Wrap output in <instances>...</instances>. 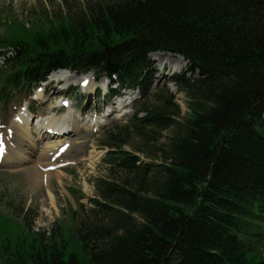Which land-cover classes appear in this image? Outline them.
<instances>
[{"label": "trees", "instance_id": "trees-1", "mask_svg": "<svg viewBox=\"0 0 264 264\" xmlns=\"http://www.w3.org/2000/svg\"><path fill=\"white\" fill-rule=\"evenodd\" d=\"M46 18L28 40L0 42L11 48L0 51L3 108L59 70L107 76L110 96L140 98L103 131L109 176L70 236L77 252L57 238L9 242L5 263L264 264V0H87ZM156 53L188 62L171 78L184 116L154 83Z\"/></svg>", "mask_w": 264, "mask_h": 264}, {"label": "rangeland", "instance_id": "rangeland-1", "mask_svg": "<svg viewBox=\"0 0 264 264\" xmlns=\"http://www.w3.org/2000/svg\"><path fill=\"white\" fill-rule=\"evenodd\" d=\"M84 1L87 0H66L76 6L82 5ZM66 4L64 0H0V42L10 40L15 35H22L23 39L28 40L32 34L26 28L33 31L38 24L45 28L48 14L56 16ZM1 50L9 51L7 45H0ZM154 57L155 55L150 57L154 83L161 88V92L170 89L176 96L175 102L180 106L182 115H186L187 97L179 91L171 78L184 73L188 63L185 61L186 64L181 67L179 57L171 55L170 63L163 69ZM6 70L7 62L0 56V72ZM103 73L107 72L103 70ZM54 74L44 83V89L33 92L34 95L28 101L14 98L6 109L0 105V136H16L18 142L15 143L22 149L27 147V137L12 128L14 120L22 114L30 118L34 129L39 128L40 131L49 122L56 123L67 117L69 122L77 120L79 126L77 132L70 129L58 139L54 138L58 133L49 130L36 142L40 147L38 152L50 149V154L42 161L33 159L26 166H40L41 162L50 165L46 168L51 171V177L43 176L36 186L30 182L26 169L17 172L21 169L18 166L0 167V264H6L4 249L9 242L12 250L41 238H57L68 243L69 250L77 252V243H69L70 236L74 235L76 225H80L94 208L92 201L97 198L96 181L109 176L104 160L106 150L101 147L103 131L111 126L125 124L140 97L136 91L126 92L123 100H111L110 97L112 104L107 107L110 95L98 94L109 83L106 80L96 82L93 73L79 75L61 71ZM59 80L62 82L57 85ZM54 83L56 87L52 86ZM124 101L127 104L118 108ZM67 104H70L75 113L74 119L66 114L71 113ZM113 109H116L114 113L111 112ZM30 134L33 136L32 131ZM132 144L139 147L142 143L138 139H132ZM26 151L31 153L30 149ZM50 196L53 197V202Z\"/></svg>", "mask_w": 264, "mask_h": 264}, {"label": "bare ground", "instance_id": "bare-ground-1", "mask_svg": "<svg viewBox=\"0 0 264 264\" xmlns=\"http://www.w3.org/2000/svg\"><path fill=\"white\" fill-rule=\"evenodd\" d=\"M154 55H155V57H154L155 60H158V62L161 63V66L163 69H165L166 66L170 63L169 58L171 57V55L160 54V53L154 54ZM179 59H180L181 67L184 66V64H186L184 59L182 57H179ZM182 62H184V63L181 64ZM180 65L178 63L177 67H179ZM172 69H174L173 66H172ZM62 74H64V73H62ZM62 77H64V76H62ZM86 78L88 79V76ZM70 80L68 81V85H70ZM104 80H106V79H104ZM58 84H59V82L57 83V85ZM104 84H106V83L104 82ZM52 86L56 87L55 83ZM126 104H127L126 101H124V103L118 105V108L125 106ZM67 105L69 107L68 110H70L71 113H69V114L66 113V114L71 115L72 119H74L75 113L71 110L72 107H70V104H67ZM100 110H101V108L99 109V111ZM115 111H116V109H113L111 112L114 113ZM63 116L65 117L66 115L64 114ZM30 122H31L30 118H28L26 115L22 114L21 116L16 118L12 124V128H16V131L21 133L23 135V137H25V136L27 137V139H26L27 147L24 146L25 149H22L19 144L15 143V142H18V138L16 136H13V135L10 137L9 136H0V167L9 166V167L13 168L14 166H18L21 169L17 172H20V171H23L26 169L27 172L29 173V176H30V182L32 184H34V186H36L37 184L40 183V180L43 176H48V175L50 176V174H51V171H48L46 168V166H50V165H48L46 163L41 164V162H39L40 166H26L27 163L32 161L33 159H37L38 161H40V160L42 161L43 158L47 157V155L50 154V149H47L44 152H42V150H41V152H38L40 150V147L36 142L38 140H41L42 136L47 134V132H49V130L53 131L54 133H58L57 137H54V138L58 139L60 137V135H64L70 129L73 130L74 132H77L79 129V126H78L77 120L73 121V122H69L68 117H67V119L65 118L62 121H58L56 123L49 122L47 124V126L44 129H41V131H40L39 128L34 129V127L32 126V123H30ZM12 128H11V131H12ZM29 128H30V131H32L33 136L30 134ZM11 131H10V133H11ZM10 133H9V135H10ZM9 141H11L13 144L10 143ZM27 149H30L31 153L26 151ZM50 200H51V202H53L52 196H50Z\"/></svg>", "mask_w": 264, "mask_h": 264}, {"label": "water", "instance_id": "water-1", "mask_svg": "<svg viewBox=\"0 0 264 264\" xmlns=\"http://www.w3.org/2000/svg\"><path fill=\"white\" fill-rule=\"evenodd\" d=\"M123 61L124 59L116 63L107 62L104 66V69L107 70L109 74H115L118 72L119 68L122 66Z\"/></svg>", "mask_w": 264, "mask_h": 264}]
</instances>
